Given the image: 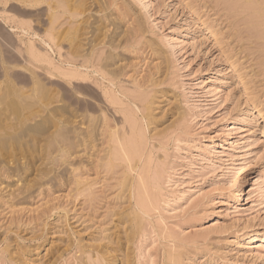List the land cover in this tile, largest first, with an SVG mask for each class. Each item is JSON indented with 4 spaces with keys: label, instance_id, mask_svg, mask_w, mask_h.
Wrapping results in <instances>:
<instances>
[{
    "label": "rangeland",
    "instance_id": "obj_1",
    "mask_svg": "<svg viewBox=\"0 0 264 264\" xmlns=\"http://www.w3.org/2000/svg\"><path fill=\"white\" fill-rule=\"evenodd\" d=\"M79 1L56 11L53 50V9L28 8L42 23L22 33L20 3L0 4V74L42 105L9 88L12 122L47 129L0 158V264H264V3Z\"/></svg>",
    "mask_w": 264,
    "mask_h": 264
},
{
    "label": "bare ground",
    "instance_id": "obj_2",
    "mask_svg": "<svg viewBox=\"0 0 264 264\" xmlns=\"http://www.w3.org/2000/svg\"><path fill=\"white\" fill-rule=\"evenodd\" d=\"M10 1H12V0H0V4H5V5H7ZM14 1H17V2H19L20 3V6L19 5H17V4H14L13 5V8H14V11L16 12V14L20 17V18H22L23 20H27V19H31V21L33 20L32 18L33 17H36L37 18V16H38V14L37 15H35L34 14V12H32L33 11V9H37L38 8V10H39V7H41L42 5H47L48 6V8L49 9H53L52 11L53 12H51V16H49L50 17V23H49V28H50V30H48L47 32L49 33V34H47V36H46V38H47V40L45 41V40H41V42H43V44H48L49 45V48L51 49V50H53V48H52V45H55V43H56V41H57V37H58V34H57V36H56V31H55V29H54V25H56V22H58V20H56L57 19V15L59 14H57L56 13V11L58 10V9H60V8H62V7H70L69 6V3H71L73 0H14ZM79 1V0H78ZM89 1H91V0H89ZM111 1V0H110ZM109 1V2H110ZM254 1V0H253ZM256 1V0H255ZM263 2L264 3V0H260V2ZM4 2V3H3ZM74 2H75V0H74ZM80 3H81V6H83L82 4L83 3H85L84 2V0H80L79 1ZM88 2V1H87ZM95 2H96V0H95ZM245 2V1H244ZM77 3V2H76ZM90 3V2H89ZM92 3V2H91ZM94 3V2H93ZM103 3H105V2H103ZM102 3V4H103ZM106 3H108V2H106ZM253 3V2H252ZM99 4V3H98ZM72 5V4H71ZM88 5V4H87ZM95 5V4H94ZM105 5V4H104ZM108 5H109V3H108ZM78 6V5H77ZM80 6V7H81ZM89 6V5H88ZM90 6H91V4H90ZM89 6V8H91ZM254 6V5H253ZM256 6H258V5H256ZM87 7V6H86ZM105 7V6H104ZM260 8H261V6H259ZM259 7L256 9V10H258L259 9ZM28 8H30V10L32 9V11H30ZM47 8V7H46ZM45 8V9H46ZM72 8H74L73 6H72ZM71 8V9H72ZM77 8V7H76ZM79 8V7H78ZM93 8V7H92ZM107 8V7H106ZM249 9H248V11L249 10H252L251 8H250V4H249V7H248ZM253 8V10H255V6L254 7H252ZM5 9H7V8H5ZM11 9V8H10ZM70 9V10H71ZM82 9V8H81ZM100 9V6L98 7V10ZM63 10H64V8H63ZM88 10H90V9H88ZM247 10V9H246ZM65 11H67V8L65 9ZM75 11H78L77 9L75 10ZM74 11V12H75ZM95 11V10H94ZM259 11V10H258ZM264 11V10H263ZM263 11L261 12V13H263ZM79 12V11H78ZM88 12V11H87ZM103 12V11H102ZM253 12V11H252ZM37 13H38V11H37ZM43 13H44V11H43ZM49 13V12H48ZM75 13H77V12H75ZM75 13H70V15H72V17H73V15L75 14ZM80 13V12H79ZM260 13V14H261ZM5 14V13H4ZM3 14V15H4ZM57 14V15H56ZM66 14V13H65ZM69 14V13H68ZM81 14V13H80ZM79 14V15H80ZM252 14V13H251ZM251 14H249V16L251 15ZM254 14V13H253ZM7 15V14H6ZM257 15V14H256ZM44 16V15H43ZM255 16V15H254ZM253 16V17H254ZM261 16H262V14H261ZM5 17V16H4ZM64 17V15L61 17V18H63ZM75 17V16H74ZM88 17V16H87ZM250 17H252V15L250 16ZM1 18V17H0ZM15 17L13 16V18L11 17V18H9L8 20H9V22H11L12 24L13 23H16V21H15V19H14ZM45 18V17H44ZM77 18V17H76ZM108 18V17H107ZM38 19V18H37ZM59 20H60V17L58 18ZM75 19V18H74ZM85 19V18H84ZM255 19V18H254ZM256 19H258V20H261V19H259V18H256ZM255 19V20H256ZM262 19H264L263 18V16H262ZM22 20V21H23ZM35 20V19H34ZM30 21V23H21L20 25H17V29L19 30V29H21V30H23L22 31V33H24V32H27V31H31V30H34L33 29V26L31 25L32 23H38V24H41L42 22L41 21H39V19L38 20H35V21ZM87 20H89V19H87ZM95 20V22L97 23V21H96V19H94ZM251 20H253V19H251ZM105 22H107L106 20H104ZM264 21V20H263ZM43 22H45V21H43ZM64 22V21H63ZM89 22H91V21H89ZM104 22V23H105ZM260 23H262L261 21H259ZM258 22V24H260ZM6 23V22H5ZM65 23V22H64ZM84 23V22H83ZM86 23V22H85ZM85 23H84V26H86L85 25ZM99 23H101V22H99ZM252 23V22H251ZM254 23V22H253ZM252 23V24H253ZM4 24V23H3ZM76 24H77V22H76ZM75 24V25H76ZM92 24V23H91ZM98 24V23H97ZM97 24H93L94 26L95 25H97ZM106 24V23H105ZM255 24H257L256 22H255ZM5 25V24H4ZM66 25H67V23H66ZM70 25V23L68 24V26ZM72 25H74V23L72 24ZM261 25H263V24H261ZM8 26V25H7ZM41 26V25H40ZM46 26V25H45ZM90 26V25H89ZM92 26V25H91ZM101 26H103V27H105L104 25H101ZM60 27V26H59ZM82 27V26H81ZM263 27V26H262ZM259 30H260V28H259V26L257 27ZM1 30H2V28H0ZM48 29V28H47ZM57 29V28H56ZM60 29H62V28H60ZM87 29V28H86ZM86 29H85V31H86ZM94 29V28H93ZM93 29L91 30V31H93ZM104 29V28H103ZM5 30V29H4ZM12 32L15 30V28L13 27V26H11V29H10ZM40 30V29H39ZM69 30H72V29H69ZM74 31L76 30V29H73ZM78 30V29H77ZM89 30V29H88ZM264 30V29H263ZM262 30V31H263ZM9 31V30H8ZM54 31H55V33H54ZM59 31H61V30H59ZM94 31H98V30H95L94 29ZM101 31H103V30H101ZM107 31L109 32V30L107 29ZM261 31V30H260ZM262 31H261V35H262ZM1 32V31H0ZM19 32V31H18ZM21 32V31H20ZM31 32H34L35 33V31H31ZM41 32V31H40ZM70 32H72V31H68L67 32V34L69 33L70 34ZM76 32V31H75ZM75 32H73V33H75ZM83 32H84V30H83ZM14 33V32H13ZM17 33V32H16ZM41 33H43V32H41ZM46 33V32H45ZM80 33H81V31H80ZM96 33L97 32H95V35H96ZM99 33V32H98ZM29 34V33H28ZM31 34V33H30ZM90 34V33H89ZM99 34H101V32L99 33ZM98 34V35H99ZM256 34H259V32L258 33H256ZM4 35V34H3ZM35 35V34H34ZM37 35V34H36ZM49 35V36H48ZM73 35V34H72ZM82 35L84 36V33H82ZM86 35V34H85ZM87 35H88V33H87ZM104 35V38L106 37L105 36V34H103ZM261 35H260V37H261ZM6 37L8 36L7 34L5 35ZM68 36V35H67ZM70 36V35H69ZM74 36V35H73ZM94 36V35H93ZM101 36H102V34H101ZM115 36V35H114ZM114 36H113V38H114ZM262 36H264V34L262 35ZM10 37V36H9ZM9 37H7V39L8 40H10L11 41V39H9ZM36 37V36H35ZM72 37V36H71ZM85 37V36H84ZM84 37H81L82 38V40H83V38ZM110 37V36H109ZM108 37V38H109ZM44 38V37H43ZM61 38H66L67 39V37L65 36V37H61ZM99 38V37H98ZM101 38V37H100ZM107 38V37H106ZM111 39H112V37H110ZM76 39V38H75ZM96 39V38H95ZM1 40V39H0ZM23 40V39H22ZM31 40H33V39H31ZM85 40V39H84ZM110 40V39H109ZM2 41V40H1ZM18 41V40H17ZM60 41V40H59ZM73 41V40H72ZM80 41V40H79ZM86 41V40H85ZM95 41H98V39H96ZM103 41V40H102ZM101 41V42H102ZM115 41H117V39L115 40ZM19 42H20V40H19ZM30 43L29 44H26V52H27V55H28V57L30 58V61H34V62H45V60H48V56L46 55V54H43V53H41L39 50H37L36 49V46H35V44H33V42L32 41H29ZM84 42V41H83ZM100 42V41H99ZM104 42V41H103ZM108 42H110V41H108ZM11 43V42H10ZM9 43V44H10ZM14 43V42H13ZM59 43H61V42H59ZM73 43V42H72ZM81 43V42H80ZM79 43V44H80ZM94 43V42H93ZM97 43V42H96ZM105 43V42H104ZM111 43H114V42H111ZM5 44H6V42H5ZM57 44H58V42H57ZM69 44H71L70 43V41H69ZM82 44V43H81ZM95 44V43H94ZM103 44V43H102ZM106 44V43H105ZM23 45H24V43H23ZM62 45H64V44H62ZM77 45H78V43H77ZM93 45V44H92ZM108 45H112V44H109L108 43ZM22 46V45H21ZM61 46V45H60ZM69 46V45H68ZM67 46V47H68ZM81 46V45H80ZM85 46V45H84ZM25 47V46H24ZM54 47V46H53ZM64 47V46H63ZM72 47V46H71ZM74 47H75V45H74ZM83 47V46H82ZM111 47V46H110ZM12 48V47H11ZM87 48V47H86ZM93 48V47H92ZM96 48V47H95ZM113 48V47H112ZM13 49V48H12ZM14 49H16L15 47H14ZM19 48H17V50L16 51H20V50H18ZM22 49V48H21ZM58 49V48H57ZM77 49H79V48H77ZM58 50H60V52H61V49H58ZM13 51V50H12ZM70 51V50H69ZM78 51V50H77ZM72 52V51H71ZM79 52V51H78ZM86 52V51H85ZM87 52H88V50H87ZM93 52V51H92ZM6 53V52H5ZM10 53V52H9ZM8 53V54H9ZM19 53H21V51L19 52ZM19 53H17L16 52V54L15 55H17V54H19ZM21 54H23V53H21ZM21 54H19V55H17L18 56V58L21 60V59H24L23 58V56L21 55ZM82 54V53H81ZM22 56L21 58L19 57V56ZM75 55V54H74ZM73 55V56H74ZM79 55V54H78ZM90 55V54H89ZM25 56V55H24ZM68 56V55H67ZM70 56V55H69ZM83 56V55H82ZM111 56V55H110ZM113 56H114V54H113ZM16 57V56H15ZM85 57H88V54H87V56H84L83 57V60H86L87 58H85ZM112 57V56H111ZM115 57V56H114ZM12 58H14L13 56H12ZM17 58V57H16ZM68 58V57H67ZM79 58H80V55H79ZM85 58V59H84ZM2 59V58H1ZM71 59H75V58H72V56H71ZM77 60H78V58H76ZM75 59V60H76ZM7 60H8V58H7ZM12 60V59H11ZM70 60V59H69ZM109 60V59H108ZM15 61V60H14ZM13 61V62H14ZM28 62L29 64L28 65H30V63L31 62ZM51 60L49 59V62H50ZM87 61V60H86ZM85 61V62H86ZM113 61L114 60H112V63H113ZM25 62V61H24ZM48 62V63H49ZM72 63H73V61H71ZM103 62V61H102ZM111 62V61H110ZM16 63V62H15ZM14 63V64H15ZM47 63V62H46ZM9 64V63H8ZM27 64V63H26ZM32 65V64H31ZM37 66V65H36ZM50 66V65H49ZM103 67V66H102ZM108 66L106 65V67H103V68H107ZM109 67H111L110 65H109ZM109 67L107 68V69H109ZM24 68H26V69H28V67H24ZM100 68V67H99ZM29 70V69H28ZM63 70V69H62ZM11 71H12V69H11ZM109 71V70H108ZM111 71V70H110ZM2 72V71H1ZM30 73H31V71H29ZM72 72V71H71ZM117 72V71H116ZM75 73V72H74ZM108 73V72H107ZM116 73L114 72V74L112 75L111 73H110V75L111 76H113L114 77V75H115ZM1 75V74H0ZM54 75V74H53ZM61 75H62V73H61ZM75 76L76 75H79V74H77V73H75L74 74ZM74 75H72V74H63L62 75V77L64 76V78L65 77H72L73 79L72 80H75V76ZM107 75V74H106ZM19 76V77H18ZM9 77H11V79L13 80H15V82H13L12 80L11 81H9L8 79H10ZM22 77V76H21ZM20 77V75H17V76H11L10 75V72H9V69L8 68H6V69H4L3 68V74L1 75V77H0V80L2 81V79H6L3 83L7 86V89L5 90V89H2L3 91H0L1 93H0V158H4L3 157V155H7V153H9V155L8 156H10V153H11V148L12 147H14L13 145H15L16 144V146L18 147H20V145L22 144H24V139L27 137V136H30L29 134L30 133H35V134H37V135H41V134H45L44 133V131L45 130H47V129H43L42 128V123H40L39 125H36V126H34L33 128H29V129H23V127L22 126H20L21 125V123L20 124H14V121L12 122V105L15 103V104H17V105H19V107L22 109V110H24V109H33L34 107H35V109H36V107L37 106H39L40 104H39V101H38V98L33 94L32 95V92H31V95H26V93H27V91L25 92V88L24 87H22V88H19V85H22V84H26V81L24 80V79H22ZM61 77V78H62ZM82 77V76H81ZM116 77V76H115ZM118 77V76H117ZM116 77V78H117ZM80 78V77H79ZM33 79V78H32ZM68 79V78H67ZM81 79V78H80ZM83 79V78H82ZM85 79V78H84ZM116 80V79H115ZM34 81H37V80H32V82L34 83ZM2 83V84H3ZM37 83H38V81H37ZM37 83H34V84H32L33 86V88H32V90H34V88L36 89L37 87H39L38 88V90L40 91V96H41V98L43 99V98H45L46 99V97L48 96V94H49V89H47V87L45 86L44 87V85H38ZM2 84H0V87L1 86H3ZM31 84V83H30ZM45 84V83H44ZM4 85V86H5ZM12 85V86H11ZM46 85V84H45ZM48 86V85H47ZM14 88L13 90H14V92H15V94H16V97L14 96V98H16V100H15V102H13V104L12 103H10V102H7V100H8V98H7V91H9V88H10V91H9V94H10V92H12V88ZM30 88V87H29ZM64 90V89H63ZM53 93H54V90L52 91ZM55 92H57V91H55ZM30 93V92H29ZM8 94V97H10L11 98V96L10 95H13L12 93L9 95ZM14 94V95H15ZM58 95V94H57ZM73 95V94H72ZM50 96V95H49ZM63 96V95H62ZM32 97H34V98H32ZM73 98V97H72ZM79 98V97H78ZM34 101H33V100ZM58 99V98H57ZM75 99V98H74ZM11 100V102H12V99H10ZM10 100H8V101H10ZM29 100H32L33 102H30ZM80 100V99H79ZM78 100V101H79ZM48 101V100H47ZM27 102H30V103H27ZM51 102V101H50ZM56 102V101H55ZM67 102V101H66ZM83 102V101H82ZM41 103V102H40ZM51 103H54V102H51ZM77 103V102H76ZM75 103V104H76ZM12 104V105H11ZM69 105H70V103H69ZM40 106H42V105H40ZM49 106V105H48ZM65 106H66V104H65ZM17 108V110L19 109L18 108V106H14V108ZM70 107V106H69ZM72 107V106H71ZM90 107H92L91 105H90ZM13 108V109H14ZM15 108V109H16ZM58 108V107H57ZM150 108H151V106H150ZM20 109V110H21ZM61 109V108H60ZM65 109H68V108H66L65 107ZM88 109V108H87ZM19 110V111H20ZM29 110V111H30ZM55 110H56V108H55ZM61 110H63V109H61ZM80 110V109H79ZM144 110H146V109H144ZM31 111H33V110H31ZM30 111V112H31ZM45 111V110H44ZM62 112V111H61ZM64 112H66L65 110H64ZM78 112H80V111H78ZM150 112V111H149ZM148 112V113H149ZM22 113V112H21ZM67 113H68V111H67ZM147 113V114H148ZM16 114V113H15ZM39 114V113H38ZM43 114H44V112H43ZM64 114V113H63ZM30 115H32V114H30ZM49 115V114H48ZM62 115V114H61ZM78 115V114H77ZM15 116V115H14ZM17 116V115H16ZM151 116V115H150ZM28 117V116H27ZM31 117V116H30ZM59 117V116H58ZM16 118V117H15ZM36 118V117H35ZM48 118V117H47ZM101 118H102V116H101ZM18 119V118H17ZM22 119V118H21ZM92 119V118H91ZM44 120H46V118L44 119ZM50 120V119H49ZM55 120V119H54ZM18 121V120H17ZM23 121V120H22ZM98 121V120H97ZM39 122V121H38ZM85 122V121H84ZM91 122V121H90ZM102 122V121H101ZM17 123V122H16ZM36 123V122H35ZM26 125V124H25ZM32 125V124H31ZM30 125V126H31ZM45 126V125H44ZM50 126H52V125H50ZM100 126V125H99ZM52 129V128H51ZM71 129V128H70ZM92 130V129H91ZM96 130V129H95ZM71 131V130H70ZM73 131V130H72ZM46 133H48V131L46 132ZM73 133V132H72ZM77 133H79V132H77ZM49 134V133H48ZM63 134H64V137L66 136V134L62 131V138H64L63 137ZM114 134H115V132H114ZM59 135V134H58ZM78 135V134H77ZM80 135H81V133H80ZM93 135V134H92ZM42 136V135H41ZM45 136V135H44ZM61 136V135H60ZM68 136H70V135H68ZM72 136V135H71ZM82 136V135H81ZM116 136H117V134H116ZM115 136V137H116ZM33 137L34 136H30V138H32V142H33ZM48 137V136H47ZM74 137V136H73ZM85 137V135L83 136V138ZM92 137V136H91ZM42 138V137H41ZM66 138V137H65ZM64 138V139H65ZM79 138V137H78ZM89 138V139H88ZM87 139L88 140H91L90 139V136L88 137ZM136 138H138V137H136ZM38 139V138H37ZM48 139V138H47ZM64 139H62V140H64ZM72 139V138H71ZM81 139V138H80ZM79 139V141H81ZM85 139H86V137H85ZM86 139V140H87ZM93 139V138H92ZM39 140V139H38ZM74 140V139H73ZM136 140V139H135ZM134 140V141H135ZM27 141V140H26ZM36 141V140H35ZM77 142H78V140H76ZM134 141H132V142H134ZM37 142V141H36ZM47 142V141H46ZM60 142H61V140H60ZM63 142V141H62ZM88 142V141H87ZM91 141H89V143H90ZM122 142V141H121ZM120 142V143H121ZM130 142V141H129ZM136 142V141H135ZM134 142V143H135ZM41 143V142H40ZM66 143V142H65ZM83 141H82V143H80L81 145L80 146H82L83 145ZM85 143H86V141H85ZM84 143V144H85ZM131 143V142H130ZM134 143L132 144L133 146H134ZM31 144V143H30ZM67 144V143H66ZM78 144V143H77ZM88 144V143H87ZM122 144V143H121ZM139 144H140V142H139ZM26 145H28V143L26 144ZM32 145V144H31ZM30 145V146H31ZM38 145V144H37ZM40 145V144H39ZM38 145V146H39ZM74 145V144H73ZM91 145V144H90ZM29 146V145H28ZM37 146V147H38ZM63 146V145H62ZM75 146V145H74ZM85 146V145H84ZM135 146H137L136 145V143H135ZM135 146H134V148H135ZM18 147V148H19ZM64 147V146H63ZM79 147V146H78ZM77 147V148H78ZM89 147V146H88ZM21 148V147H20ZM20 148H19V150H20ZM39 148V147H38ZM72 148V147H71ZM90 148V147H89ZM89 148H88V150H89ZM136 148H138V147H136ZM26 149V148H25ZM36 149V148H35ZM35 149H32L34 152H35ZM73 149V148H72ZM139 149V148H138ZM14 150V149H13ZM32 150H31V152H32ZM47 150V149H46ZM76 149H74V151H75ZM15 151V150H14ZM13 151V152H14ZM25 151H28L27 149L25 150ZM65 151V150H64ZM72 152V151H71ZM86 152V151H85ZM20 153V152H19ZM29 153V152H28ZM36 153V152H35ZM34 153V154H35ZM40 153V152H39ZM12 154V153H11ZM45 154V153H44ZM64 154V153H63ZM67 154V153H66ZM65 154V155H66ZM21 155V154H20ZM33 155V154H32ZM128 155V154H127ZM17 156H19V155H17ZM68 156V155H67ZM120 156V155H119ZM22 157H23V155H22ZM32 157V156H31ZM116 157H117V155H116ZM5 158H7V156L5 157ZM11 158V157H10ZM24 158V157H23ZM128 158H129V156H128ZM20 159V158H19ZM22 159V158H21ZM29 159V158H28ZM14 160V159H13ZM20 161V160H19ZM22 161V160H21ZM2 162H3V160H2ZM2 162H0V164H2ZM131 162V161H130ZM130 162H128L129 164H130ZM113 167V166H112ZM136 167V166H135ZM1 169V168H0ZM9 169V168H8ZM12 169V168H11ZM19 169V168H18ZM33 169V168H32ZM10 170V169H9ZM25 170V169H24ZM23 170V171H24ZM28 171V170H27ZM114 171V170H113ZM9 172H12V171H9ZM22 172V171H21ZM15 174H16V172H14ZM10 174V173H9ZM18 174V173H17ZM19 174H20V172H19ZM18 174V175H19ZM23 174V173H22ZM17 175V176H18ZM21 178H22V176H20ZM21 178H20V181H21ZM19 179V178H18ZM26 180V179H25ZM127 180V179H126ZM145 180V179H144ZM130 181V180H129ZM143 182H145V181H143ZM148 183V182H147ZM124 185H126V187L128 186V183L127 182H125L124 181ZM130 185H131V183L129 184V187H130ZM144 185V184H143ZM146 185V184H145ZM143 187V186H142ZM148 186H145L144 188L145 189H147L148 190V188H147ZM144 190V189H143ZM146 191V190H145ZM145 191H143V192H145ZM88 195H90V194H88ZM146 196H148V194L147 195H144V198L146 199ZM142 197V196H141ZM94 198H96V197H94ZM143 197H142V199H144ZM148 199V198H147ZM146 201V200H145ZM144 202V200H142V203ZM146 203V202H145ZM146 205V204H145ZM148 206V205H147ZM146 206V207H147ZM141 224V223H140Z\"/></svg>",
    "mask_w": 264,
    "mask_h": 264
}]
</instances>
